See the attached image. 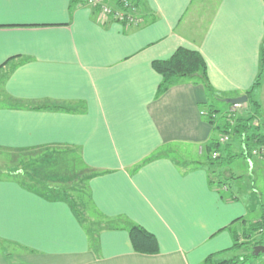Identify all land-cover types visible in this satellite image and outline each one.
Wrapping results in <instances>:
<instances>
[{"label":"crops","instance_id":"1","mask_svg":"<svg viewBox=\"0 0 264 264\" xmlns=\"http://www.w3.org/2000/svg\"><path fill=\"white\" fill-rule=\"evenodd\" d=\"M73 1L0 0V147L74 155L82 175L98 173L85 183L87 221L61 198L0 178V264H202L225 254L243 226L235 221L260 218L264 155L246 151L231 130L219 142L226 163L210 164L207 147L223 133L203 105L218 110L221 125L222 100L247 96L264 0H198L211 11L206 23L197 9L185 26L195 0H141L151 20L131 28ZM178 48L201 55L210 95L197 77L157 95L151 63ZM250 98L264 136V73ZM46 104L67 109L29 108ZM117 218L151 233L159 253L134 252L126 228L105 227Z\"/></svg>","mask_w":264,"mask_h":264},{"label":"trees","instance_id":"2","mask_svg":"<svg viewBox=\"0 0 264 264\" xmlns=\"http://www.w3.org/2000/svg\"><path fill=\"white\" fill-rule=\"evenodd\" d=\"M79 0L73 2L77 4ZM80 2H82L80 0ZM138 6L140 24L142 26L150 22L148 15H145L141 11V0H133ZM113 19H109V21ZM125 28H131L133 26L126 25L125 22L119 23ZM6 64V63H5ZM152 69L161 77V83L157 89V95L166 92L169 87L174 83L177 78H193L197 77L199 82L205 88L206 93L210 95V87L207 81L206 64L201 55L193 50L178 48L173 54L165 60H155L151 63ZM264 73V37L262 39L259 48V70L250 87L246 92L247 101L244 106L249 111L242 117H236L234 124L231 126L228 121L224 120V123L217 125L216 115L218 110H215L209 105H203L206 108L205 119L209 124L214 126L217 130H220L223 134L228 133L230 130L240 138L241 143L246 147L248 151L249 147L261 148L262 155H264V136L257 133L256 125H254V119H258L259 114L258 103L250 98L251 92L256 89L260 83ZM214 96V95H213ZM219 98V97H218ZM16 105H18L16 103ZM32 109H62L67 108L61 105H34L29 106ZM251 112V114H250ZM227 112L220 117L225 118ZM257 146V147H256ZM207 155L210 164L215 163L220 166L223 165L224 160L220 159L219 155V140H213V142L207 147ZM65 156L63 153L50 149H4L0 147V157L8 159L6 163H9L3 168L0 166V178L9 179L12 178L18 181L21 186L31 191H35L44 196L61 198L63 201L71 207L72 211L76 214L81 222L87 221L85 215H82V210L85 204L88 202L86 195L85 183L92 177L98 175L96 172L82 175V172L76 174L64 173L68 176H59L49 171V165L60 161V157ZM214 156V158H212ZM158 157V155L152 158ZM67 162L64 160V164ZM61 165V166H62ZM5 167V166H4ZM3 168V169H1ZM213 173V172H212ZM71 184V185H70ZM70 186V187H69ZM261 215L258 220L252 223H247L245 220L237 219L235 222H240L243 226L241 230L235 231L233 236V245L228 252H240L248 250L241 256H234L233 258L215 262V255H209L202 264H239L246 262L249 258H254L253 248L258 245H264V205H261ZM105 227L109 229L126 228L132 250L139 254L153 255L159 253V245L156 238L143 228L131 224L124 219H105ZM224 251V252H226ZM260 256V255H258Z\"/></svg>","mask_w":264,"mask_h":264},{"label":"built area","instance_id":"3","mask_svg":"<svg viewBox=\"0 0 264 264\" xmlns=\"http://www.w3.org/2000/svg\"><path fill=\"white\" fill-rule=\"evenodd\" d=\"M82 4L95 9L98 14L105 19H113L116 23L125 22L126 25L137 27L140 24L139 9L133 0H82ZM243 104L229 105L227 116L224 118L231 126L234 124V119L240 111L245 108ZM204 115L205 112H202ZM256 125V123H254ZM231 131V130H230ZM229 131V132H230ZM229 140V133H224L219 142L224 143ZM252 155L260 154L261 148H253ZM214 158V156L212 157Z\"/></svg>","mask_w":264,"mask_h":264},{"label":"rangeland","instance_id":"4","mask_svg":"<svg viewBox=\"0 0 264 264\" xmlns=\"http://www.w3.org/2000/svg\"><path fill=\"white\" fill-rule=\"evenodd\" d=\"M196 3L194 4L193 6V9L191 11V14L188 13L186 18L183 20V26L186 25V23H188L190 21V16L189 15H192L195 11L193 10H199L198 14H199V18H200V21L202 23V25H204L206 23V19L208 17V15L210 14L211 11H209V8L206 9V11H201V7L199 8L198 7V4H197V1L198 0H195ZM0 103H2V101L0 100ZM239 114V113H238ZM206 115V113L204 114V116ZM235 144H232L230 145L229 147H234ZM253 149V148H252ZM185 150V148L183 149ZM196 151V159H200V158H205V153L203 154V156H199L197 155V149L195 150ZM189 155L191 154V150L188 151ZM254 155V154H253ZM256 155V154H255ZM60 161H57L50 164L48 167H49V171H51V174H58L59 176H68V175H64V173H69V174H78L81 170V164L79 162V159L78 157L74 156V155H71V156H61L60 158ZM176 160H178L177 158H175ZM64 160L67 162L66 164H64L63 168H62V164L64 163ZM8 161V159H6L5 157H0V166H2L4 169L7 168L9 165V163H6ZM8 165V166H7ZM5 166V167H4ZM7 166V167H6ZM1 168V169H3ZM247 184V183H246ZM88 216L90 217H95L97 218V215L95 214L94 211H92V209L88 210V213H87ZM255 218V215H249V218L248 220H254ZM248 221V222H249ZM246 252H248V250H241L240 252H226L225 254H221L219 257H216L215 258V261H221V260H227V259H230V258H233L234 256H241L242 254H245ZM239 264H264V255L260 254V256H255L254 258H249L246 262L244 263H239Z\"/></svg>","mask_w":264,"mask_h":264},{"label":"water","instance_id":"5","mask_svg":"<svg viewBox=\"0 0 264 264\" xmlns=\"http://www.w3.org/2000/svg\"><path fill=\"white\" fill-rule=\"evenodd\" d=\"M222 101L228 105L243 104L247 101V96L243 95L241 97H236V98H226L223 99ZM253 254L255 256H258L260 254L264 255V245L255 246L253 248Z\"/></svg>","mask_w":264,"mask_h":264}]
</instances>
